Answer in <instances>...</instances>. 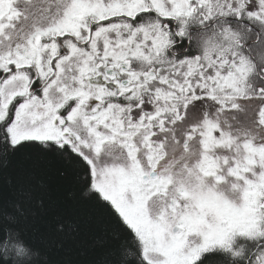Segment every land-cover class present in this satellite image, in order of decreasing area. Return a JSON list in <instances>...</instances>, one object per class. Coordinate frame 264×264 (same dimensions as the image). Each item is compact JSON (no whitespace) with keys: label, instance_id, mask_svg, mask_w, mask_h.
<instances>
[{"label":"snow or ice","instance_id":"1","mask_svg":"<svg viewBox=\"0 0 264 264\" xmlns=\"http://www.w3.org/2000/svg\"><path fill=\"white\" fill-rule=\"evenodd\" d=\"M21 257L264 264V0H0V264Z\"/></svg>","mask_w":264,"mask_h":264},{"label":"trees","instance_id":"2","mask_svg":"<svg viewBox=\"0 0 264 264\" xmlns=\"http://www.w3.org/2000/svg\"><path fill=\"white\" fill-rule=\"evenodd\" d=\"M27 160H22V163H27ZM64 183L65 185H69L71 183V177H65L64 178ZM89 239H91V237L89 236ZM20 246H24L25 244H32L35 245L37 243L35 236L33 235L32 232H26L22 235L21 239L18 241ZM58 259V258H57ZM89 259L91 260H95V259H99V256L97 255V253L94 251L92 252V254L90 255Z\"/></svg>","mask_w":264,"mask_h":264},{"label":"clouds","instance_id":"3","mask_svg":"<svg viewBox=\"0 0 264 264\" xmlns=\"http://www.w3.org/2000/svg\"><path fill=\"white\" fill-rule=\"evenodd\" d=\"M20 260H21V264H23V257H21Z\"/></svg>","mask_w":264,"mask_h":264}]
</instances>
